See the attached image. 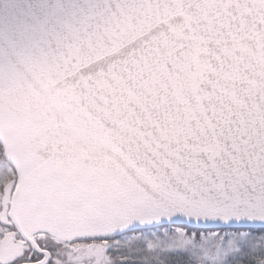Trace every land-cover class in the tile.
<instances>
[{"label": "snow or ice", "instance_id": "obj_1", "mask_svg": "<svg viewBox=\"0 0 264 264\" xmlns=\"http://www.w3.org/2000/svg\"><path fill=\"white\" fill-rule=\"evenodd\" d=\"M0 264H264V0H0Z\"/></svg>", "mask_w": 264, "mask_h": 264}]
</instances>
